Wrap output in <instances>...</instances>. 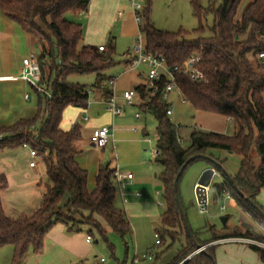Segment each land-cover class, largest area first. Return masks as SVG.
Segmentation results:
<instances>
[{
	"label": "trees",
	"instance_id": "obj_1",
	"mask_svg": "<svg viewBox=\"0 0 264 264\" xmlns=\"http://www.w3.org/2000/svg\"><path fill=\"white\" fill-rule=\"evenodd\" d=\"M90 1L0 0V11L36 38L40 84L51 93L48 96L33 86L37 94V113L31 118H20L11 125L0 126V149L30 146L43 159L52 182L33 213L11 217L4 211L1 197L2 190L8 186V178L0 173V248L14 247L12 264H21L30 252H41L47 231L57 222L65 223L70 230H82L78 225L86 224L88 235L93 236L96 230L105 239L108 229L123 239L132 234L125 210L115 204V168L109 163L102 165L96 176V187L89 191L88 172L76 159L81 125L75 123L67 130L61 127L65 108L68 105L87 108L92 88L67 81L68 74L95 73L93 88L106 98L113 95V88L109 86L111 78L104 71L118 63L114 57L115 38L109 39L104 50L84 44L82 24L66 18L68 13L87 12ZM242 1L221 0L202 5L200 0H190L193 15L199 21L198 27L191 31L156 27L151 18L152 0H145L139 11L142 19L139 28L144 35L146 52L165 57L168 66L182 65L192 55L200 56L198 65L205 71L206 81L178 75L177 86L183 99L198 110L224 115L236 125L234 134L195 127L185 146L179 126L167 113L171 103L162 97L167 79L162 77L157 81V91L147 83L134 87L139 110L153 115L157 121L156 162L163 166L158 179L163 185L165 201L161 227L157 230L160 244L166 237L171 242L184 238L182 249L170 264H213L218 245L209 243L221 238L241 236L264 242V238L248 231L214 232L209 240L200 239L192 229L189 235L174 190L176 176L180 173L177 186L180 196L179 182L185 169L195 160L205 159L223 177L212 180L215 194L233 196L264 227L261 213L264 206L258 200L264 188V63L257 56L264 50V0H251L239 13ZM209 14L213 22L207 32L204 21ZM250 56L257 61V68ZM213 148L241 157L240 169L232 176L233 183L218 164L200 156L208 155ZM253 148L260 159L258 165L254 161ZM192 156L196 158L182 169ZM234 184L261 211L240 195ZM194 243L207 245L206 249L185 260L195 251ZM251 247L264 262V246L253 243Z\"/></svg>",
	"mask_w": 264,
	"mask_h": 264
},
{
	"label": "rangeland",
	"instance_id": "obj_2",
	"mask_svg": "<svg viewBox=\"0 0 264 264\" xmlns=\"http://www.w3.org/2000/svg\"><path fill=\"white\" fill-rule=\"evenodd\" d=\"M211 1L220 2L221 0H200L202 5H207ZM249 0H243L240 5V10H243L244 5ZM120 10L125 11L124 7ZM118 14V10H117ZM241 15V14H240ZM66 18L78 22V16L68 13ZM151 18L156 27L177 31L180 28L186 30H193L198 27L199 21L193 15L190 0H152ZM213 17L208 15L204 21V25L209 32V27L212 25ZM117 27V26H116ZM113 27L108 30L104 36L101 44L107 46L109 39L115 37V59L118 63L106 69L105 74L111 78L112 82L109 86L118 96V102L124 104L121 93L124 89L132 87L138 81H143L144 77L140 78L139 71H147L145 65H140L136 69H129V63L125 62L126 52L133 49L138 39V32L135 35L121 36L118 27ZM253 60V65L257 68V61ZM264 72V70H263ZM55 76L53 75V78ZM95 73H70L66 76V80L72 83H79L92 87L90 92L89 105L86 109L68 105L63 114L62 125L70 126L73 121L83 124L85 122L84 116L89 115L98 117L103 111V104L97 100V93L99 91L93 88L96 81ZM115 83V84H114ZM115 85V86H114ZM32 88V95L37 97L34 87ZM94 90L97 92L95 94ZM171 109L173 114L170 115L172 121L178 126L183 136V144L185 146L189 143V133L191 129L197 127L206 131H215L224 129L225 134H234L235 123L225 120L221 114L210 113L204 110L194 108L188 102H184L181 95L173 91L169 97ZM138 111L135 105H126L124 109V117L127 122L120 133L121 137L125 139L124 142L115 141L114 155L119 169L124 172L134 171L137 172V164L140 162V155L135 151V146L132 143L134 131L133 126L146 127L149 136L152 138L151 145L149 143L143 144V149L147 147L146 158L151 161L152 172L160 170V167L154 162L153 150H156L157 143V121L153 115L142 114L141 121H136L134 118L135 112ZM67 124V125H66ZM211 128L216 129H210ZM142 130V129H141ZM143 137V134H141ZM130 139V140H129ZM142 146V145H141ZM89 147V153L91 150ZM213 150V149H211ZM222 151V157L228 173L235 174L240 169L241 157L235 153H228L227 150ZM227 151V152H226ZM253 154L257 152L253 149ZM91 156V154H90ZM35 157V156H34ZM41 162L40 166H31L30 162ZM207 163L205 159H198L192 162L184 171L183 176L179 182L180 199L186 214V220L190 228L195 232H200L202 239L210 237L208 229L214 225L215 231L219 234L231 232L247 231L250 230L256 236H264V230L257 221L245 212L240 205L230 199L214 196V191L210 190V198L208 200V212H201L199 204L195 196V182L201 177V168ZM157 170V171H156ZM0 173H3L11 180V185L4 188L1 192L2 203L5 213L11 217H16L21 214L33 213V206L38 207L41 204L43 193L46 191L47 185L51 184V179L47 175L46 165L41 157L33 158L31 155V147L28 145H21L15 148L0 149ZM41 175V176H40ZM200 176V177H199ZM42 177V179H40ZM38 179V180H37ZM41 181L40 190H37L35 181ZM157 183V182H156ZM47 184V185H46ZM157 186V185H156ZM155 188V187H154ZM159 190V194L155 191ZM143 191L136 189L137 192ZM163 191L160 187L154 189L148 201V207L142 208L141 203L137 202L132 196H128L127 205L125 206L119 198L117 203L119 207L124 209L132 225V234L126 236L124 239L114 231L107 232V239L103 238L96 230H93V238L91 240V250L84 259L85 264H170L179 254L182 249L184 238L172 241L166 237L164 243L156 244L155 233L161 227V214L165 210V201ZM224 205L225 209L221 211V206ZM222 217H226L225 223ZM79 228L86 235L88 227L86 224H79ZM264 238V237H263ZM221 240L211 242L220 243ZM261 243V242H260ZM264 246V242L262 245ZM154 253V258L149 259L148 255ZM135 256L139 257L138 261H134ZM103 258V260H102ZM258 255L254 249L241 242L230 241L216 247L215 262L216 264H258ZM258 261V262H257Z\"/></svg>",
	"mask_w": 264,
	"mask_h": 264
},
{
	"label": "crops",
	"instance_id": "obj_3",
	"mask_svg": "<svg viewBox=\"0 0 264 264\" xmlns=\"http://www.w3.org/2000/svg\"><path fill=\"white\" fill-rule=\"evenodd\" d=\"M250 1L251 0L246 2L244 7ZM120 7H124L126 10L125 11L120 10ZM117 10H118V14H117ZM75 15L78 16V22L81 23L83 26L84 44L93 45L98 48L100 45H104L101 44V42L104 39V36L107 34L108 30L113 27L116 26L118 27L117 30L120 31L121 36H127V35L133 36L137 32H139V25L135 20V15L132 8V0H91L87 12H82ZM131 51L132 49L126 52L127 56L125 62L127 63H128V53H131ZM37 52L38 50L36 47V38L30 32L24 30L17 22L11 20L0 11V126L11 125L20 118H31L37 113V109H38L37 97L32 95V88L30 86V83L21 77L25 59L29 56L37 55ZM138 76L140 78L144 77V80L134 83L132 87L124 89L123 92L125 90L134 88L138 84L146 83L147 77L145 71H139ZM95 90L94 92L96 94L97 92ZM123 92L121 93V97L123 95ZM96 95L98 102L100 104H103L104 106L102 113L99 114L98 117L92 116L91 118L89 115H85L84 116L85 122L83 124H80L74 121V119L76 118V116H74L72 119L73 123L70 126H65V125L63 126L61 124V127L65 130L71 128V126L75 123L81 125V136L76 141V148L78 150L76 159L80 164V166L86 169L88 172L87 187L89 191L95 189L96 176L98 174L99 168L102 165L109 163L112 167L119 168L118 163L116 162V157L113 156L115 149V141L118 140L120 143L125 141V139L121 137L122 133H120L121 132L120 130L123 129V127L125 126V124L122 123L127 122L125 120L126 118L123 116L125 114L124 109L126 107V104L120 103L123 105V112L121 115L115 116L112 113V111L109 110L107 107L106 101L109 98H106L101 93H97ZM113 96L116 98L118 102V96L115 94L114 91L112 97ZM138 102H139L138 96H136L134 99V103L131 105L137 106ZM136 113H140L139 118L136 117ZM210 113H214V112H210ZM142 114L144 113L140 111L138 108V111L135 112L134 114V118L137 122L141 121ZM222 116L223 118H225V120H229L233 122L230 118L224 115ZM103 126H110L113 128V139H111L110 142L104 148L98 149L93 145L90 138L92 134H94L99 128ZM208 128L209 130L216 129V128H211V126H208ZM132 129L135 135L133 136V138H131V140L130 139L129 140L132 141V143L135 146V151L138 152L140 155V162L137 164V167L139 169H137V172L134 171L126 172V173L131 172L133 173L134 176L131 180L126 179L124 181V187L122 188L121 191L117 189L115 204L116 206L119 207L117 201L120 198L121 202H123V204L126 206L127 203H129L127 199L128 196H132L136 199H140L137 202L141 203L140 205L142 208L147 209L146 207L149 206L148 201L151 197V193L153 192V190L158 189V187H160L161 190L163 191V185L161 181L158 179V175L163 170V166L156 162V156L158 153L157 147L156 150L152 148L154 162L160 167L159 171L156 170L157 172H155V170L153 169L152 172L151 161L147 160L146 158L145 152L147 150V147L143 149V144L149 143L146 140V137H151V136H149V133L147 132L145 126L143 128L139 126H133ZM216 130L221 131L222 133L225 132L223 128L222 129L217 128ZM235 131H236V125H235ZM141 134H143V137L141 136ZM181 135H183L182 132ZM151 143L149 144L151 145ZM90 146L92 148L89 153L88 149ZM253 149L255 150V148ZM253 149H252V154H253ZM220 150L222 149H215V148H213V150L210 149L208 151L209 153L208 156L216 159L217 161L222 160L223 162L221 164L225 167L224 158H221L222 151ZM228 153H232V152L228 151ZM32 157L39 158L40 156L36 154L35 157L33 155ZM253 157L256 165H258L260 162L258 154L257 155L253 154ZM32 162L33 161L30 162V165ZM40 164L41 162L39 161L31 166L39 167ZM210 169H212V167L207 162L201 168L200 176L202 177V175ZM212 171H213L212 180L213 179L222 180L223 177L217 170L213 168ZM235 174H231V175L234 176ZM200 178L195 182V187L198 184ZM40 179H42V177H40ZM37 180L35 181L36 183L35 186L37 190H40L41 181L39 182ZM10 185H11V180L8 177V187ZM136 189L142 190L143 194L141 191L133 192L136 191ZM211 189L214 191V196L222 197L224 199H230L236 202L238 205H240L238 201L228 193H224L222 195H216L215 190L211 185L208 187V200L210 198ZM155 192L156 194L160 193L159 190ZM124 198L127 199L126 203H124ZM258 200L264 206V188L261 189L258 195ZM223 206L224 205L221 206L220 209L221 211L225 209V206L224 208H222ZM240 207L245 212H247L241 205ZM37 208L38 206L34 205L32 211L34 212ZM19 214L21 213L19 212ZM259 226H261L264 230V227L262 225L259 224ZM211 227L213 229H211ZM108 230L110 231V229ZM234 230L235 229H233L231 232L229 231L228 233H232L234 232ZM208 231L210 232V237L207 239H202L200 237L201 235L200 232H196V233H198L199 238L202 240H209L214 232L217 233L215 231L214 225H211ZM247 231L252 233L250 230ZM247 231L242 230L240 232L245 233ZM223 234H227V233H223ZM87 235L83 231L70 230L68 226L63 222H57L47 231L44 238L43 250L38 253L30 252L21 264H85L84 259L91 250V241L87 240ZM253 235L256 236L255 234ZM257 237L263 238L264 236H257ZM246 239H252V238L241 237V236L227 237V238L218 239L221 240V242L219 241L220 243L216 242L212 244H217L219 246L222 243L225 244L226 242L237 241L251 246V244L254 243L247 241ZM253 240L259 243L261 242L257 239H253ZM13 253H14V247L12 245H6L1 247L0 264H12ZM258 258H259L258 260H260L259 262H261L258 264H264V262L260 259L259 255Z\"/></svg>",
	"mask_w": 264,
	"mask_h": 264
},
{
	"label": "built area",
	"instance_id": "obj_4",
	"mask_svg": "<svg viewBox=\"0 0 264 264\" xmlns=\"http://www.w3.org/2000/svg\"><path fill=\"white\" fill-rule=\"evenodd\" d=\"M145 0H132V8L135 15V20L140 25L141 23V16L139 14V11L142 10L144 6ZM100 50H104V45L99 46ZM258 58L261 60V62L264 63V50L259 52L257 54ZM200 61L199 55H192L190 56L185 63L182 65H173L168 66L165 57L163 56H157L151 53L146 52L145 50V39L142 31L139 28L138 32V39L135 43L131 53H128V65L129 69H136L140 65L146 66V77H147V85L154 90H158L157 81L165 77L167 79V82L165 86L162 89V97L165 100H169V97L173 91H175L178 95H181V92L177 86V77L178 75H185L192 80H200V81H206V73L205 71L198 65ZM21 77L28 81L32 86L38 88L39 91L44 92L43 86L40 84V78H41V69L39 66V63L37 61L36 55L29 56L25 59L24 67L22 70ZM48 96H51V93L48 91H45ZM92 92V90L89 91V93ZM182 96V95H181ZM136 97V91L134 88L125 90L123 92L122 98L124 100V104L131 105L134 103V99ZM185 101V100H184ZM107 107L109 110L112 111V113L115 116H119L123 112V105L118 103L116 98L113 96L109 98L106 101ZM167 113L169 115L172 114V109H168ZM136 117H140V113H136ZM113 139V128L110 126H103L99 128L94 134L91 135V142L93 145L98 148L102 149L104 148L110 140ZM146 140L151 143L152 138L146 137ZM31 154L35 156L37 153L35 150H31ZM35 162H32L31 165H34ZM133 173L129 172H123L118 167L115 168L114 172V179L117 185V189L120 191L124 187V181L126 179L131 180L133 178ZM127 202V199L124 198V203ZM207 203L205 204H199L200 211L201 212H208ZM224 208V206L222 207ZM156 236V244H160V234L157 231L155 233ZM87 240L91 241L92 236L87 235ZM247 241L254 242L256 244L262 245V243H259L257 241H254L253 239H246ZM149 259L154 258V253L148 255ZM103 260V258H102ZM139 257L135 256L134 261H138Z\"/></svg>",
	"mask_w": 264,
	"mask_h": 264
},
{
	"label": "water",
	"instance_id": "obj_5",
	"mask_svg": "<svg viewBox=\"0 0 264 264\" xmlns=\"http://www.w3.org/2000/svg\"><path fill=\"white\" fill-rule=\"evenodd\" d=\"M201 157H204V158H207L211 161H213L214 163L218 164L222 171L226 174V176L229 178V180L233 183L234 180H233V177L232 175H230V173H228V171L226 170V168L219 162L217 161L216 159L208 156V155H200ZM196 156H192L190 158L187 159V161L184 163V165L182 166V169L186 167V165L192 161L193 159H195ZM213 169V168H212ZM212 169L206 171L202 177L200 178L198 184L196 185L195 187V196H196V199H197V203L198 204H205L208 202V187L211 185V182H212V178H213V171ZM179 175L180 173L176 176L175 178V182H174V190L176 192V201H177V204H178V207H179V211H180V214H181V217L183 219V222H184V227L187 231V233L189 235H191V228L186 220V214H185V211H184V208H183V205H182V202H181V199H180V196L179 194L177 193V186H178V179H179ZM236 190L238 191V193L240 195H242L252 206L256 207L257 209H259L261 211V209L254 203V201L246 196L239 188L236 184H234ZM262 215L264 216V212H262ZM222 221L223 223H225L226 221V217H222ZM195 246H196V249L194 252H192L187 258L186 260H188L191 256H193L194 254H196L197 252L199 251H204L206 249V246L207 245H201L199 243H194ZM213 264H216L215 260H213Z\"/></svg>",
	"mask_w": 264,
	"mask_h": 264
}]
</instances>
